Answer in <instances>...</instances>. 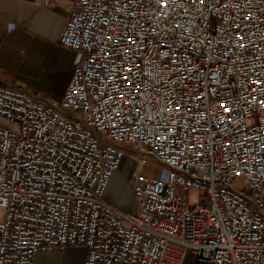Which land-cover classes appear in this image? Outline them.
Returning <instances> with one entry per match:
<instances>
[{
    "label": "built area",
    "instance_id": "1",
    "mask_svg": "<svg viewBox=\"0 0 264 264\" xmlns=\"http://www.w3.org/2000/svg\"><path fill=\"white\" fill-rule=\"evenodd\" d=\"M66 1L62 99L0 81V264H264V0Z\"/></svg>",
    "mask_w": 264,
    "mask_h": 264
},
{
    "label": "crops",
    "instance_id": "2",
    "mask_svg": "<svg viewBox=\"0 0 264 264\" xmlns=\"http://www.w3.org/2000/svg\"><path fill=\"white\" fill-rule=\"evenodd\" d=\"M67 14L66 0H55L51 5L0 0V81L25 87L37 97L60 101L78 58L76 51L60 44ZM86 257L85 246L73 245L38 253L34 264H85ZM185 264L193 261L188 259Z\"/></svg>",
    "mask_w": 264,
    "mask_h": 264
},
{
    "label": "rangeland",
    "instance_id": "3",
    "mask_svg": "<svg viewBox=\"0 0 264 264\" xmlns=\"http://www.w3.org/2000/svg\"><path fill=\"white\" fill-rule=\"evenodd\" d=\"M138 168L136 161L126 156L112 178L107 198L112 202L114 201L112 199H115L116 206L123 210H131L136 206L133 195V180ZM160 171L161 165L152 159L147 162L144 168V174L147 176L157 177ZM193 200H197L196 194L193 195Z\"/></svg>",
    "mask_w": 264,
    "mask_h": 264
},
{
    "label": "snow or ice",
    "instance_id": "4",
    "mask_svg": "<svg viewBox=\"0 0 264 264\" xmlns=\"http://www.w3.org/2000/svg\"><path fill=\"white\" fill-rule=\"evenodd\" d=\"M128 39L131 40V37H129ZM240 46L241 47H244V45H240ZM123 81L125 83H127L130 87L133 86V82L128 77H123ZM118 94L120 95V97H121L122 100L123 99H130L131 98L130 95L129 96H125V92H119ZM176 107H177V109H179L180 105H177Z\"/></svg>",
    "mask_w": 264,
    "mask_h": 264
},
{
    "label": "bare ground",
    "instance_id": "5",
    "mask_svg": "<svg viewBox=\"0 0 264 264\" xmlns=\"http://www.w3.org/2000/svg\"><path fill=\"white\" fill-rule=\"evenodd\" d=\"M136 166H138V167H139L140 165H139V164L136 162ZM112 200H114V201H115V199H112Z\"/></svg>",
    "mask_w": 264,
    "mask_h": 264
}]
</instances>
